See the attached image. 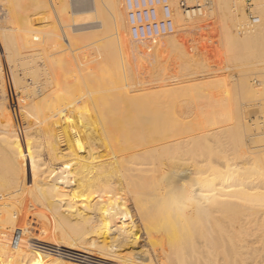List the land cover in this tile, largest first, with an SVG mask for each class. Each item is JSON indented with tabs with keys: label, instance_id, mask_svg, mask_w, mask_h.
Listing matches in <instances>:
<instances>
[{
	"label": "bare ground",
	"instance_id": "obj_1",
	"mask_svg": "<svg viewBox=\"0 0 264 264\" xmlns=\"http://www.w3.org/2000/svg\"><path fill=\"white\" fill-rule=\"evenodd\" d=\"M0 2L19 23L22 33L11 35L22 43L33 31L29 14L25 13L29 8L44 9L51 2V7L61 15V5L66 7L69 0L67 3L65 0ZM92 3L112 41L101 46L102 55L95 63L76 57L81 64L78 69L72 58H47L52 66L48 74L52 76L48 77L47 93L42 91L44 87L37 92L43 100L38 95L35 99L42 102L37 104L34 99L37 104L33 105L34 113L42 116L33 125L36 132L22 134L15 130L13 119L5 112L6 108L1 109L4 104L0 102L3 131L0 133V264H75L84 257L91 261L102 259L109 264H158L166 256L165 251L157 261L166 234L171 240L195 241L200 237L204 246L216 252L224 251L232 259L249 255L246 254L249 248L259 245L264 259V181L231 185L232 173L239 166L225 161L213 166L212 156L216 153L209 147L197 150L199 142L205 145L210 138L213 127L229 116L228 103L223 98L224 102L220 98L206 99L209 101L205 102L199 123L196 119L182 121L178 99L186 86L177 87L179 77L164 78L167 71L159 53L166 48L178 51L179 59L190 56L193 32L213 23L222 12L226 49L253 47L264 40V0H251V9L261 18L251 27H245L248 20L242 22L247 17L240 12L238 0H188L189 5H197L199 9L191 14L183 10L185 16L178 0H173L176 31L159 40L165 42L161 48L154 40L134 41L130 37L124 0ZM238 27L240 34L235 30ZM130 42L154 46L155 57L132 55ZM87 64L94 65L85 67ZM145 64L156 68L152 78L174 83L177 80L176 87L174 83L166 87L161 82L158 88L149 85L139 89L130 84L129 88L122 75H131L135 65ZM77 70L79 75L75 79ZM117 70L124 77L121 84L102 91L106 81L102 77H108L111 83ZM82 81L86 82L88 91L92 83L102 87L98 95L83 90L79 97L74 93L69 98L60 96L62 90L72 88L73 82ZM50 102L53 107H67L71 115H65L63 107L54 111L59 118L53 121L52 115L45 113L48 109L45 104ZM84 109H94L92 117L75 115ZM61 123L59 131L57 127ZM61 143L66 147L62 149ZM262 150L251 152V156L264 176ZM173 181L177 185L182 181L194 183L206 198L205 203L189 211L183 220L166 217L157 209L159 199L170 190Z\"/></svg>",
	"mask_w": 264,
	"mask_h": 264
},
{
	"label": "rangeland",
	"instance_id": "obj_2",
	"mask_svg": "<svg viewBox=\"0 0 264 264\" xmlns=\"http://www.w3.org/2000/svg\"><path fill=\"white\" fill-rule=\"evenodd\" d=\"M67 1L65 0L66 3ZM82 1L87 2L88 6H86L87 4L79 3L78 0H69L66 7L64 4L61 5L63 11L60 10L62 12L61 15L51 7V2L49 6L44 9L34 10L29 8L25 13L29 14L30 27L33 31L30 32L29 36L26 38L27 41L22 43L18 41V39H14V36L11 35L22 33L19 28V23L11 16L7 6L0 2V102L4 104V107L1 109L4 111L6 108L5 112H8L13 119L14 129L21 131L22 134L24 132L32 133V130V134H34L36 129H34L35 126L33 125L40 121L39 117L42 118L38 113H34L35 110L33 109V105H37L42 102L38 101L43 100L42 96L38 95L39 89L44 87L42 89L43 92L49 89V86H46V84L48 82V77L50 78V76H52L51 73L48 74V70L52 68V66L47 62V58H72L74 62L77 59L76 57H78L83 61H89L88 63H95V59H99V56L102 55L100 51L101 46L109 44L112 41L113 37H111V33H107L103 25L104 21L102 17H99L93 9V0ZM61 2H64V0H61ZM238 5L241 10L240 12L247 17V19H243L242 22L245 20L249 21L251 14L260 17L258 13L253 12L251 9V0H238ZM67 6H69V8ZM64 9L66 12L68 11L67 13H69L71 17L67 15ZM181 12L184 16L186 15L182 9ZM223 15L224 12L221 14L218 13L213 23L193 32L191 42L192 51L190 56L179 59L178 51L166 50V48L163 52L159 53L163 57L162 66L167 71L164 78L167 79V77L170 76L179 77L177 79L179 82L175 80L177 85H179L177 87L181 85V87H183V85L186 86V91L184 89L185 92L178 99L180 103L179 107L182 109L180 117L182 121L186 122L196 119L199 123L205 105L209 101L207 100L206 102V99L216 101L219 100V98L220 100L223 98V100L225 99V104L228 103L229 116L225 121L213 127L214 130L209 132L211 134L210 138L205 145H203V142H199L197 150L200 152L206 147L212 149L213 152L216 153L215 156H212L213 166L222 165L224 161L227 164L239 166L237 172L232 173L229 182L231 185L253 184L264 181V176L259 173L251 156V152L259 151L264 148V40H260L253 47L248 49H226L223 36V25L225 23ZM83 18H87V21ZM79 20L80 22H78ZM228 21L231 27L234 28L233 23L230 20ZM235 30L239 34L241 33L240 27L235 28ZM180 35H183V33L180 32ZM161 38L154 40L156 45L160 46V48L165 44L164 41L159 42ZM68 41H70V43ZM130 43L129 49L131 48L130 51L132 55L136 53L149 58L155 57L154 55L156 53L154 52V46H146L139 43L142 45L140 46L138 44H133V42ZM97 55L98 57H96ZM103 55L105 56V54ZM118 55L120 56L119 58L122 59L120 50L118 51ZM79 63L80 62L77 60V69L81 67ZM92 65L94 64H87L85 67H93ZM135 66L136 69H132L131 75L128 74V76L126 73L122 75H125V78L120 76L117 70L116 75L111 78V83L108 82V77H102L103 81L104 78H106V81L101 90L104 91L112 86H119L121 84V77L126 80L125 83H128V87L130 84L131 87L135 86V88L139 89L142 87H149V85L158 88L162 85L160 84L161 82L163 85H166V87H171V85H167L169 83H174L173 80L162 81L160 79L158 80V78L157 80L156 78H152V73L156 70L153 66L150 67L146 64ZM79 72L78 70L75 72V79H77ZM143 75L145 79H143ZM129 77L131 79H129ZM153 79L156 81L152 82L151 80ZM140 80L142 83L144 80L148 83L145 82L142 84L139 82ZM136 81L140 84L136 83ZM176 82L174 83L175 87ZM92 85L91 91H88L85 81L81 83L73 82L72 88L62 90L60 96H62V98H69L74 93V95H77L76 97H79L82 95L83 90H86L87 94L96 96L99 93L98 90L102 87H96V84L93 83ZM191 87H193L192 90L189 89ZM37 95L39 98L41 97L40 100L35 99L38 97ZM209 96H212V99ZM34 99L37 101V104ZM54 101L57 102L56 100ZM224 101L221 100V102ZM51 103L52 102L45 104L48 109H46L47 112L45 108L44 110L46 115H52L54 121L59 118L58 113L54 111L58 112L57 109H62L64 106L59 105L61 107L58 108L57 105H54L56 108L54 110L53 104ZM29 104L31 105L29 106ZM49 107L51 108L50 110ZM31 109L34 111L31 112ZM67 109V107H64V114L71 115V112ZM24 110L27 111V113ZM48 110L51 111V114L48 113ZM93 110H80L75 115H82L84 117L85 115H87V117L90 115L92 117L95 111ZM66 112L70 113L66 114ZM26 115L27 118L25 120L24 118ZM33 116L38 117V120ZM33 120L35 122H33ZM25 122H27V124ZM62 125L63 123L59 124V126L57 125L59 131ZM24 126L31 130L27 129V131ZM0 133L3 134L1 125ZM60 147L63 149L66 145L61 143ZM262 151L264 152V150ZM177 227L180 228V225ZM195 239V241L190 239L171 240L168 238V234H166L165 240L162 242L163 247L161 249L163 250L158 252L159 254L157 257L160 256V254H164L165 251L166 256L162 261L158 262V264H264L259 245H252L251 248H249V253H246L249 255H239L237 259H232L229 258L224 251L216 252L209 249L208 246H204L200 242V237H196ZM159 259L158 257L157 261ZM75 264L109 263L102 259L91 261L90 258L84 257L83 261H78Z\"/></svg>",
	"mask_w": 264,
	"mask_h": 264
},
{
	"label": "built area",
	"instance_id": "obj_3",
	"mask_svg": "<svg viewBox=\"0 0 264 264\" xmlns=\"http://www.w3.org/2000/svg\"><path fill=\"white\" fill-rule=\"evenodd\" d=\"M178 5L187 14L199 9L197 5H189L188 0H178ZM124 8L130 35L135 41L155 40L176 31L173 0H124ZM259 22L260 18L251 14L245 27Z\"/></svg>",
	"mask_w": 264,
	"mask_h": 264
},
{
	"label": "clouds",
	"instance_id": "obj_4",
	"mask_svg": "<svg viewBox=\"0 0 264 264\" xmlns=\"http://www.w3.org/2000/svg\"><path fill=\"white\" fill-rule=\"evenodd\" d=\"M179 174L177 171V176ZM170 183V190L159 199L157 204V209L162 215L183 220L189 211L206 202L203 193L197 190L194 183L189 184L185 181L179 185L174 181Z\"/></svg>",
	"mask_w": 264,
	"mask_h": 264
}]
</instances>
